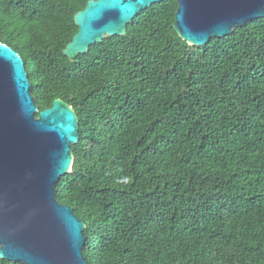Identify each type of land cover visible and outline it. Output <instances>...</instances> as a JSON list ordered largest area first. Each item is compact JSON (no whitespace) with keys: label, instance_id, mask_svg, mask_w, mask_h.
I'll use <instances>...</instances> for the list:
<instances>
[{"label":"trees","instance_id":"obj_1","mask_svg":"<svg viewBox=\"0 0 264 264\" xmlns=\"http://www.w3.org/2000/svg\"><path fill=\"white\" fill-rule=\"evenodd\" d=\"M88 1L0 0L39 109L78 116L56 194L85 221L88 264H264V18L191 45L164 0L70 58Z\"/></svg>","mask_w":264,"mask_h":264},{"label":"water","instance_id":"obj_2","mask_svg":"<svg viewBox=\"0 0 264 264\" xmlns=\"http://www.w3.org/2000/svg\"><path fill=\"white\" fill-rule=\"evenodd\" d=\"M164 0H89L64 54L75 58L107 36L124 35L143 10ZM174 28L191 45L264 18V0H176ZM23 57L0 42V256L24 264H88L85 221L59 202L80 140L76 111L61 99L40 110Z\"/></svg>","mask_w":264,"mask_h":264}]
</instances>
